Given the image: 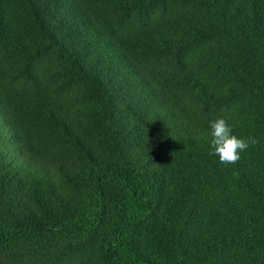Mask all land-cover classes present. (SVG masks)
Listing matches in <instances>:
<instances>
[{"label": "trees", "instance_id": "1", "mask_svg": "<svg viewBox=\"0 0 264 264\" xmlns=\"http://www.w3.org/2000/svg\"><path fill=\"white\" fill-rule=\"evenodd\" d=\"M0 47L35 91L0 98V264H82L96 238L103 264H264V0H0ZM44 56L86 106L50 95ZM13 109L75 161L23 154ZM218 117L259 141L236 164L209 154Z\"/></svg>", "mask_w": 264, "mask_h": 264}, {"label": "rangeland", "instance_id": "2", "mask_svg": "<svg viewBox=\"0 0 264 264\" xmlns=\"http://www.w3.org/2000/svg\"><path fill=\"white\" fill-rule=\"evenodd\" d=\"M99 6L100 7L89 5L88 3L87 10L93 17H97V20H99L102 24L107 23V27L116 32L114 19L116 21L117 19L115 18V13L107 7H103L101 5ZM159 16V10H157L155 17L158 18ZM112 17L114 19H112ZM21 27L27 36H31L28 24L24 23V27ZM4 52L3 48L0 47V98H7L9 101L15 100V96L18 94L19 90L23 88H26L30 94H33L35 91L32 83L28 82L26 79H19L17 81L13 79V75L18 72V66L12 61L8 62V60L3 57ZM143 62L148 67L152 66L150 61L149 63H146L143 60ZM61 69V66L50 56H44L41 60V70L45 75L43 79L46 83V89H50V91L48 90L50 95L53 97H59L64 105L71 110L86 106L87 102L85 100V92L81 88L70 84L67 79L62 80L60 75H58V73H61ZM10 111L12 112V110ZM1 115H7L6 108L3 103L0 104V116ZM11 116L22 128L23 137L25 139L24 144L27 148L24 151H21L23 154H26L29 158L31 157L37 162L44 163L47 166H52L54 162L60 164L75 161V156L69 146L51 134L49 129H47L41 122L29 118L27 115H24L15 109H13ZM130 122H132L131 119ZM89 140H91V138ZM96 144H98V139H96ZM16 145H20L18 140ZM11 152L13 153L12 158L14 161H21L22 155L20 153H17L16 151ZM109 194L110 200H115V191H110ZM161 225L162 222L155 219L142 229L141 233H143V237L146 239L145 244L149 249L153 243L154 246H156V242L162 237L163 231H161ZM172 228L174 230L176 228L175 225H173ZM167 235L171 239H174L175 234L172 232L169 234L167 233ZM100 242L101 239L96 238L89 244L86 249L87 253L84 252L82 264H103L100 258Z\"/></svg>", "mask_w": 264, "mask_h": 264}, {"label": "clouds", "instance_id": "3", "mask_svg": "<svg viewBox=\"0 0 264 264\" xmlns=\"http://www.w3.org/2000/svg\"><path fill=\"white\" fill-rule=\"evenodd\" d=\"M210 128V155H215L221 164H236L241 159L240 153L249 146L259 143L253 136L238 138L232 133L228 122L223 117H218L209 122Z\"/></svg>", "mask_w": 264, "mask_h": 264}]
</instances>
